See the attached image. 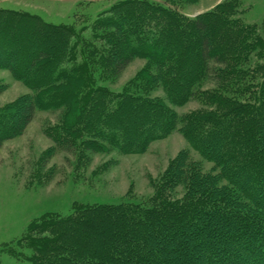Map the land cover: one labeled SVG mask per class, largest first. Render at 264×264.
I'll return each instance as SVG.
<instances>
[{"label":"trees","instance_id":"trees-1","mask_svg":"<svg viewBox=\"0 0 264 264\" xmlns=\"http://www.w3.org/2000/svg\"><path fill=\"white\" fill-rule=\"evenodd\" d=\"M236 3L188 18L152 0H120L87 35L0 8V68L29 90L0 106V146L41 108L58 112L44 128L53 148L85 164L92 154L140 153L174 130L212 164L204 170L180 149L144 201L42 213L0 255L27 264H264V18L257 31L234 17ZM135 57L145 62L120 90L103 84ZM205 81L213 87L202 89ZM193 99L200 108L170 107Z\"/></svg>","mask_w":264,"mask_h":264},{"label":"rangeland","instance_id":"rangeland-1","mask_svg":"<svg viewBox=\"0 0 264 264\" xmlns=\"http://www.w3.org/2000/svg\"><path fill=\"white\" fill-rule=\"evenodd\" d=\"M117 1L120 0H0V8L37 14L46 22L69 24L87 35L93 20L107 13ZM152 1L169 5L188 18L212 10L219 3L236 1L234 17L246 25L256 26L257 31L263 30L264 0H196L192 3L174 0L176 4L167 0ZM144 62L142 58H133L116 79L103 84L112 91L120 90L135 77ZM0 82L6 85L0 93V106L29 92L3 67L0 68ZM212 87L210 81L201 86L202 89ZM155 95L164 96L160 89ZM170 107L181 114L200 108L201 104L193 99L182 106ZM57 120V111L38 108L23 132L0 146V247L19 239L27 224L42 213L69 214L73 202L110 204L144 201L153 192L150 181L159 178L180 149H188L190 157L200 162L204 170L212 166L188 145L177 130L153 140L140 153L117 150L97 153L92 154L89 163L85 164L77 154L53 148L54 143L45 135L44 128ZM52 148L51 155L44 161L42 155ZM0 263L27 264L6 253L0 255Z\"/></svg>","mask_w":264,"mask_h":264}]
</instances>
